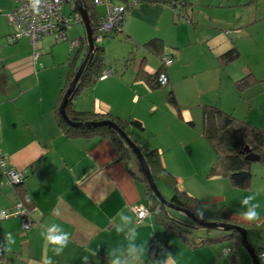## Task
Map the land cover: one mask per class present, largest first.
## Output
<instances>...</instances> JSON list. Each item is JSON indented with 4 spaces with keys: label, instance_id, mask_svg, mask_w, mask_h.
<instances>
[{
    "label": "crops",
    "instance_id": "crops-1",
    "mask_svg": "<svg viewBox=\"0 0 264 264\" xmlns=\"http://www.w3.org/2000/svg\"><path fill=\"white\" fill-rule=\"evenodd\" d=\"M12 1L0 0V146L9 167L27 176L21 187L11 186L0 168V211L18 203L20 192L29 195L33 208L27 231L22 218L0 221V243L9 232L15 239L10 251L0 254V264H45L48 258L53 264H82L87 249L98 252L95 259L90 257L91 264H107L108 247L123 241L112 230V217L121 209L132 214L135 207L145 204L138 162L132 157L131 168L129 162L119 160L109 138L72 139L64 134L54 110L79 49L45 36L37 44L35 58L29 40L14 43L17 26L8 16L27 0ZM183 1L187 7L176 11L161 2L143 1L133 7L122 30L101 43L110 52L107 61L119 73L84 90L73 108L141 121L144 130L130 129L131 139L143 152L158 149L165 166L177 176L179 189L210 206L212 216L222 206L236 212L244 197L258 192L254 203L260 204V219L249 223L236 217V221L257 228L253 241L264 250V165L253 164V178L246 189L233 186L225 177H207L216 155L202 134L205 105L218 106L264 130V0ZM97 12L102 15L104 9L97 8ZM71 28L69 41L80 42ZM155 38L163 41L165 56L173 59L165 90L151 89L137 79L141 65L136 58L133 68L121 69L132 51L145 50L155 56L143 48ZM119 46L128 51L122 60L111 53ZM233 46L240 57L223 66L219 57ZM155 57L158 63L147 53L143 57L142 65L151 73L162 66V60ZM248 74L261 83L240 93L235 83ZM168 89L174 92L183 115L170 104ZM52 224L71 233L60 256L54 255L41 235ZM206 230L196 228L192 238L222 237ZM137 231L138 242H145L149 249L144 264L160 258L162 251L172 253L176 264H230V241L191 247L153 215ZM237 257L241 264H252L244 248L237 249Z\"/></svg>",
    "mask_w": 264,
    "mask_h": 264
},
{
    "label": "trees",
    "instance_id": "trees-1",
    "mask_svg": "<svg viewBox=\"0 0 264 264\" xmlns=\"http://www.w3.org/2000/svg\"><path fill=\"white\" fill-rule=\"evenodd\" d=\"M116 1V0H115ZM118 3L125 4L128 0H117ZM147 2H161L171 6L175 11L182 10L187 7V2L183 0H145ZM83 5L88 11L91 21V27L93 33L100 15L97 12V7L92 0H82ZM82 48V50H81ZM143 48L147 49L150 53L159 57L161 60L165 56L164 45L161 39L155 38L148 41L143 45ZM104 47L98 46L96 52L91 61L85 67L79 82L76 86V90L70 96L66 112L68 118L73 122L89 123L100 121H112L124 132L128 133L130 129L144 130V125L139 120L133 119H121L112 116L111 114L102 110L88 111V110H76L73 108V101L81 95L84 90L92 88L101 77L102 73L106 70H112L113 73L118 74L119 71L114 68L115 64H110L104 56ZM87 54L86 38L80 41L79 51L73 57V61L70 64V69L67 73L64 85L61 88L59 101L55 107L56 120L59 127L64 134L72 139L83 138H101L111 139L118 151V159L121 161L129 162V160L135 156L126 145L121 136L107 125H101L98 127H84L74 128L68 125L60 115L59 107L64 98V95L69 87L70 83L77 74L79 67L83 63ZM137 50L129 53L121 66L122 70L126 71L134 67ZM240 57L239 50L233 46L229 51L225 52L219 57V61L223 66L229 65ZM165 71L162 64L159 70L154 73L149 72L141 64L137 70V79L143 80L151 89H167L168 87H161L159 84L160 73ZM253 74H248L235 83L238 92L242 93L245 90L260 84ZM167 98L170 104L177 110L179 115H183V110L176 100L174 92L168 90ZM203 123L202 134L205 140L210 144L215 152L216 160L207 173V177H225L228 178L231 184L237 188L246 189L250 186L253 172L252 166L255 163L264 165V130L250 124L246 120L237 119L232 113L226 112L215 105H205L202 108ZM142 150H144L141 147ZM147 163L152 171L154 179L161 180L168 184L174 191V195L171 198V202L184 210L194 214V212L203 207L202 202L195 196L189 194L186 191H182L178 187L177 178L173 173L165 166L161 154L158 149H151L144 151ZM251 155L259 157L258 162H251L247 158ZM138 169L141 172L138 164ZM141 180L145 185V205L149 208L151 215L155 219L168 228L173 234L178 236L183 242L187 243L191 247H196L206 243H215L219 241H230L233 246V252L230 253V264H240L237 257V249L242 248L241 235L237 232H224L220 238H207L197 239L192 238L196 228H199L198 224L191 219H188L182 214L174 215L169 207L163 205L159 199L154 195L148 186V182L144 175L141 173ZM18 185L17 187H21ZM21 203L24 208L30 213L33 208V202L28 194L24 192L19 193ZM17 204V203H16ZM235 211L228 206H222L215 216L207 215L206 221H217L222 223H229L233 225H241L236 221V216L233 215ZM248 230L249 227H245ZM255 229H257L254 226ZM221 234V233H220ZM264 252L260 250L257 253Z\"/></svg>",
    "mask_w": 264,
    "mask_h": 264
},
{
    "label": "built area",
    "instance_id": "built-area-1",
    "mask_svg": "<svg viewBox=\"0 0 264 264\" xmlns=\"http://www.w3.org/2000/svg\"><path fill=\"white\" fill-rule=\"evenodd\" d=\"M97 8H103L104 13L100 15L93 36L96 38V44H101L103 39L112 33H118L122 30L125 19L129 11L145 0H128L125 4H116L113 0H92ZM71 5V11L68 15L64 13V6ZM8 20L16 24L17 31L13 35L14 43L27 39L30 46L36 53L37 44L45 36H53L57 43L68 42L71 48L80 47L78 40L69 41V29L82 21L81 16L75 11V0H27L20 4L9 16ZM162 64L165 71L160 73L159 84L161 87H168L170 84L167 68L173 64V59L170 56L162 58ZM113 75L112 70H106L99 78L100 81L107 79ZM0 168L7 176L8 184L18 186L23 184L27 173L17 171L9 167L3 150L0 146ZM134 212L140 217L141 221L151 217V212L145 204L138 205L134 208ZM12 218H22L24 230H29L32 226L30 213L24 208L21 203L15 204L11 209L0 211V221ZM261 253L258 254L261 264H264V259H261Z\"/></svg>",
    "mask_w": 264,
    "mask_h": 264
},
{
    "label": "clouds",
    "instance_id": "clouds-1",
    "mask_svg": "<svg viewBox=\"0 0 264 264\" xmlns=\"http://www.w3.org/2000/svg\"><path fill=\"white\" fill-rule=\"evenodd\" d=\"M258 192L244 197L241 200V209L233 213L244 222H255L260 219L259 203L256 201ZM211 211L210 206L205 205L198 208L194 215L197 220L204 221L207 218V213ZM142 223L139 216L134 211L129 214L125 209L119 210L110 221L112 230L118 235L123 237V241L115 246L108 247L106 252L107 264H144L145 257L148 255L149 249L145 242L140 241V235L137 227ZM42 237L47 245L51 246V251L56 256H60L71 240V233L65 231L58 224L45 226L41 232ZM15 243L12 233H6L4 241L0 243V254L8 252L11 245ZM88 255L82 257V264H91L93 258L95 259L98 252L95 250L87 249ZM261 259H264V253H261ZM45 264H53L51 258L45 261ZM151 264H176L175 256L167 251H162L160 258L152 259Z\"/></svg>",
    "mask_w": 264,
    "mask_h": 264
},
{
    "label": "water",
    "instance_id": "water-1",
    "mask_svg": "<svg viewBox=\"0 0 264 264\" xmlns=\"http://www.w3.org/2000/svg\"><path fill=\"white\" fill-rule=\"evenodd\" d=\"M75 11L80 14L81 19H82L81 23H83V25L85 27L87 54H86V57H85L83 63L79 67L77 74L75 75L74 79L72 80L69 87L67 88V91H66L64 98L61 102V105L59 107L61 117L64 119V121L68 125H70L74 128H84V127H89V126L98 127L101 125H107V126L111 127L114 131H116L121 136V138L124 140L126 145L129 147V149L131 150V152L135 156V159L137 160V162L140 166L141 173L144 175V177L146 178V180L148 182V186H149L150 190L154 193V195L159 199V201L163 205H165V206L169 207L170 209L184 215L188 219L193 220L201 228L208 229V230H219V231H223V232H237V233H239L241 235V239H242V247L246 250V252L250 256L252 264H261L257 252L255 251V249L251 246V244L248 241V233L244 227H241L239 225L229 224V223L217 222V221H206V220L200 221V220H197V218L195 217L194 214L190 213L187 210H184V209H181V208L175 206L171 202V200L165 199L158 189L157 183H156L154 176L152 174V171H151V169L147 163L146 156H145L143 150L135 141H133L131 139V137L129 136L128 133H126L122 129H120L115 123H113L112 121H109V120L100 121V122L78 123V122H73L68 118L66 108H67L68 102L70 100V96L76 90V86L79 82V79H80L82 73L85 70L86 65L88 64L89 61L92 60L94 53L97 50V47L100 45V44H96V38L93 36V30L91 27V21L89 18V14H88L87 9L85 8V6L82 3V0H75ZM79 48L80 47H78V49ZM247 160H249L251 162H258L259 157L255 156V155H251L247 158Z\"/></svg>",
    "mask_w": 264,
    "mask_h": 264
},
{
    "label": "rangeland",
    "instance_id": "rangeland-1",
    "mask_svg": "<svg viewBox=\"0 0 264 264\" xmlns=\"http://www.w3.org/2000/svg\"><path fill=\"white\" fill-rule=\"evenodd\" d=\"M10 1V0H9ZM12 1V0H11ZM117 1V0H116ZM13 2V1H12ZM118 2V1H117ZM70 11H71V5L70 4H66L65 6H64V13L65 14H69L70 13ZM72 32H74L75 34H76V38H82V39H84V38H86V33H85V27H84V25H83V23H78V24H75L72 28ZM68 45H70L69 43H68ZM100 46H103L102 44H100ZM123 46H119V47H117L116 49H113L112 50V54H113V56H115V58H118L119 60H122L123 58H125L126 56H127V52L128 51H126L125 49H123L122 48ZM145 53H147V55L149 56V57H151V58H153L157 63H158V58H156L155 56H152V55H150V54H148V52H146L145 50H141L140 52H139V54H137L136 55V62H137V64L138 65H141L142 64V62H143V60H144V55H145ZM110 54V52H109V50L107 49L106 51H105V53H104V56H105V58L107 59V60H109L110 58H111V55H109ZM152 69H154V70H156L155 69V66L154 67H152ZM163 90H165V89H163ZM169 90V89H168ZM130 136V135H129ZM134 141V140H133ZM129 165H130V167L131 168H133V163L132 162H129ZM183 167V166H182ZM187 173H189L188 172V170L186 171ZM184 174H186V173H184ZM176 178H177V176H175ZM157 186H158V189H159V191H160V193L162 194V196L165 198V199H167V200H171V198L173 197V195H174V191H173V189L168 185V184H166L165 182H163V181H161V180H157ZM174 215H178V214H180V213H178V212H176V211H171ZM214 211L212 210V211H210V212H208L207 214L209 215V216H212L214 213H213ZM218 212V211H217ZM216 214V213H215ZM239 226H241V225H239ZM244 227V226H243ZM207 232H210V233H224L223 231H220L219 232V230H206ZM218 231V232H217ZM256 229L255 228H251V227H249L248 228V230H247V233H248V241H249V243L251 244V246L255 249V251L256 252H258V251H260L261 249H263V248H261L260 246H258V245H256L255 243H254V241H253V238L255 237L252 233L254 232V233H256ZM264 227H263V230H262V234H261V239H262V243L264 244ZM243 248V247H242ZM246 251V250H245ZM240 262V261H239ZM241 264V263H240Z\"/></svg>",
    "mask_w": 264,
    "mask_h": 264
}]
</instances>
